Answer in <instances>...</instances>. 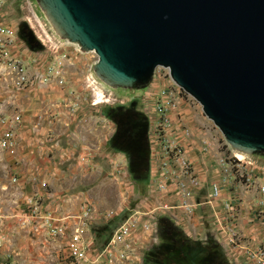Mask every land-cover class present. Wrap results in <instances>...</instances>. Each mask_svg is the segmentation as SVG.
I'll return each instance as SVG.
<instances>
[{"label":"rangeland","instance_id":"obj_1","mask_svg":"<svg viewBox=\"0 0 264 264\" xmlns=\"http://www.w3.org/2000/svg\"><path fill=\"white\" fill-rule=\"evenodd\" d=\"M48 17L38 0H6L0 9V19L17 31L23 25L32 30L35 40L28 42L20 37L24 48L29 49L28 53L35 55L44 63L59 59L66 80L63 86L43 85L26 91L25 94L16 90L9 91V98L16 103L19 100L22 102L20 105H12L13 108H7V111L19 112L24 118L22 119L24 138L18 135L15 155H10L0 147V219L5 215L11 216L8 222L12 223L13 264L69 262L65 240L49 237L46 232L36 230L33 224L23 228L18 221L19 214L27 210L26 196L35 193L41 196L40 202L44 213L75 212L89 200L95 206L96 214H105L108 210H113L117 215L122 214L101 230L99 245L110 237L114 227L129 213L153 211V214L157 215L166 214L167 220L152 219L153 230L144 235L147 239L140 263L165 264L172 256L166 254L167 251L175 246V243L171 242L172 238H180L178 243L181 244L186 237L179 218L171 215L178 214L173 211L185 212V209L161 208L164 204L178 205L177 200L169 201L164 197L170 191L159 189L158 182L159 178L163 179L160 168L163 165L162 150L166 143V134L177 133L182 129L181 123L173 120L171 125L165 126V118L167 116L171 118L173 114L183 115L182 122L185 121L188 125L183 113L184 106L187 107L185 112L194 122L192 126L201 130L202 137H207V141H200L196 150L200 153V148H203L207 153L205 157L207 163L200 159L205 168L213 162L217 164L218 158L223 154L228 155L231 152L239 154V149L227 142L220 129L203 112L201 104L188 96L189 93L172 79L167 68L157 67L147 84H136L130 88L113 87L103 81L94 70L99 58L97 53L85 50L78 43L64 37ZM41 24L53 38V42L48 40L42 42L38 39V36L43 34ZM94 76L98 78L95 79ZM99 88H104L107 92V100L95 104ZM170 101L175 102L176 107L169 106ZM130 114L140 115L141 120H145L142 126L149 130L151 151L149 157L142 153L136 157L132 154V147L122 146L115 141L119 121ZM1 125L3 124L0 122V127ZM177 126H180V129ZM190 136L191 134L188 138ZM23 149H26L28 155L21 152ZM243 153L246 160H253L258 168L264 170V153ZM147 163L153 168H150V173L144 168ZM221 173L228 185L227 188L237 186L240 195L249 201L248 204L244 203L245 206L252 211L261 227H264V213L260 211L257 214L256 210L264 208L260 192L245 190L238 179ZM211 179L209 177V181ZM42 181L46 182V186H42ZM229 181L231 182L228 183ZM103 222L96 220L92 227L100 226ZM172 222L179 226L176 225V229L172 227L168 234L167 228H171ZM209 229L213 230L211 226ZM202 234H192L197 238L191 235L187 238L198 246L215 248L223 254L229 264H244L240 247L233 248L225 244L213 231L208 240H205ZM22 235L31 243L30 251L20 256L17 253L15 238ZM259 242L264 240L260 239ZM164 245L169 248H165Z\"/></svg>","mask_w":264,"mask_h":264},{"label":"water","instance_id":"obj_2","mask_svg":"<svg viewBox=\"0 0 264 264\" xmlns=\"http://www.w3.org/2000/svg\"><path fill=\"white\" fill-rule=\"evenodd\" d=\"M38 2L64 37L97 53L103 81L130 88L168 67L230 145L264 153V0Z\"/></svg>","mask_w":264,"mask_h":264},{"label":"built area","instance_id":"obj_3","mask_svg":"<svg viewBox=\"0 0 264 264\" xmlns=\"http://www.w3.org/2000/svg\"><path fill=\"white\" fill-rule=\"evenodd\" d=\"M5 1L0 0V9L5 5ZM41 29L43 34L39 35L38 39L42 42L44 40L53 42V38L42 24ZM20 37L17 29L0 19V81L5 83L9 89L18 92L31 91L43 85H65V75L62 66L59 64V59L46 63L39 61L35 55L28 53L29 49L24 48ZM165 68L170 74L169 68ZM105 94L107 95V92ZM188 96L197 101L192 95L188 94ZM96 97H98L97 93ZM105 98L107 100V96ZM168 105L176 107V103L173 101H170ZM20 121V113L0 117V122L4 125L0 133V147L10 155H15L17 152V126ZM171 122L172 119L167 116L164 125H171ZM181 128L183 135H178L176 132L165 133L166 143L162 150L163 165L160 168V175L163 179L160 180L159 178L158 186L165 192L170 191L172 187L173 192L178 196V205L164 204L161 206L162 209L184 208L185 212L190 213L196 205L195 190L199 187L200 180L184 145L185 138L190 135V131L185 124H181ZM217 164L226 176H232L235 180L238 179L245 190L260 192L264 205L263 168H258L251 159L246 160L245 154L240 157L234 152L228 155L223 154L218 158ZM41 184L46 186L45 181H42ZM221 192V182H213L211 193L208 194L206 202L211 204L212 201L221 197ZM40 198L41 196L36 193L26 196L27 210L19 214L18 221L23 228L33 224L36 230L46 232L49 237L65 240L68 250V264L141 263L147 239L144 235L153 230L157 215L153 214V211L129 213L114 227L110 237L99 245L100 237L97 229L111 222L119 214L117 215L113 210H108L105 214H96V208L89 200L85 201L81 209L75 212L56 214L49 211L44 213ZM242 201V197L236 194L224 202L225 214H227L225 220L227 222H234L232 224L235 225V219L242 209ZM256 210L257 214L260 211L264 213V208L263 210ZM10 217V215H5L3 219H0V263L2 262V264H13L14 253L11 250L13 233L11 223L8 222ZM96 220H103L104 222L100 226L92 227ZM221 224H223V220ZM232 224L231 226L226 223L222 225L226 233L227 243L233 248L240 247L243 252L244 264H264V242H252Z\"/></svg>","mask_w":264,"mask_h":264},{"label":"crops","instance_id":"obj_4","mask_svg":"<svg viewBox=\"0 0 264 264\" xmlns=\"http://www.w3.org/2000/svg\"><path fill=\"white\" fill-rule=\"evenodd\" d=\"M9 91H12L11 89H9L5 83H3L2 81H0V117L2 116H8V115H13L15 113H19V112H14L13 110L7 111V108L12 107V105H20V102L22 101H17V103L15 102V100L9 98ZM22 93H26V92H22ZM4 94V95H3ZM9 96V97H8ZM96 104V103H95ZM13 108V107H12ZM183 113L186 116L187 119V124H185L186 122L184 121V123L182 122L184 117L183 115H174L171 116L173 122H180L182 125L185 124V126L187 127V129H189L190 131V138L186 137L185 141H184V145L185 148L187 150V154L189 156V158L191 159V161L194 163L195 169L197 171V175L198 178L200 180V186L198 188H196L195 190V194L197 199H199V201H197L196 197L194 198L196 205L194 207V212H183L182 210H176L173 211V213H178V214H171L175 217L179 218V221L181 223V228L183 229L184 233L186 234V239L189 242H192V240H189L187 237L189 235H191L193 238H197L196 236H193L192 234H197L200 233L202 234V232L204 231H208L209 233H203L202 237L206 238L205 240H208L210 237V233H213L218 235V238L223 239L222 241L225 242V244L229 245V243H227V237H226V233L224 231V229L222 228L223 224H227L228 226H231L232 223L234 222H227L225 220V209H224V202L227 201L230 196L232 195H240V191L237 189V186H235L234 188H227L228 185L226 184V182L223 180L224 177H222V171L219 167L218 164H216V162H213V164L209 166L208 168L204 167V164H202L200 159H204V162L207 163L205 160L207 157V153L203 151V148H200V153H197V146H199V144L201 143L200 141L206 140L207 137L203 136L202 137V132L199 129H196V126L193 127L192 123H194L191 118H189V114L187 112H185V110L187 109L186 106H184L183 108ZM21 114V113H20ZM23 115L21 114V121H20V125L18 124L17 126V134L21 137L24 138L23 136V132H24V124L22 125V119H24L22 117ZM189 123L191 125H189ZM178 129H180V126H177ZM190 127V128H189ZM2 128L3 125H1L0 127V133L2 132ZM183 130L180 129V131H177L176 134L178 135H183ZM201 139V140H200ZM207 141V140H206ZM26 149L21 150L22 153H24L25 155H28V153H26L25 151ZM200 157V158H199ZM208 159H210V157H208ZM213 161V160H212ZM147 169V165L144 167ZM152 166L149 167V173L151 172ZM153 169V168H152ZM220 170V172H219ZM209 177L212 178L209 181ZM220 181L221 182V188H222V192H221V197L212 201L211 204L207 203L206 200H202L204 198H208V194L211 193V189H212V183L213 182H217ZM231 181H229L228 183H230ZM28 188H26L27 190ZM169 193V192H168ZM241 196V195H240ZM165 198H167L169 201H176L178 199V196L175 192H173V188H170V193L167 194L166 196H164ZM243 201H242V209L240 214L238 215V217L235 219V225L236 228H238L239 230H241L246 237H248L252 242L257 243L260 241V239L264 240V227H261V223L256 219L255 215L252 213V211L250 209H248L244 203H247L249 201L245 200L246 198L241 196ZM173 209H177V208H173ZM209 209V210H208ZM214 212H213V210ZM204 210V211H202ZM209 211V212H208ZM63 213V212H61ZM183 213V214H182ZM186 213V214H184ZM195 213V214H194ZM209 213V214H206ZM122 214H119L118 216H120ZM117 216V217H118ZM116 217V219H117ZM167 215L165 214H159L156 216L157 220L158 219H168L166 218ZM223 220V224H221V221ZM11 223V221H10ZM12 225V223H11ZM171 225V229L172 227H174L175 229L177 228V226L179 225H175L173 222ZM211 226V228L213 230H210L209 227ZM209 229V230H208ZM216 231V233H215ZM181 236H183V234H180ZM191 237V238H192ZM214 237V236H213ZM39 239V236L37 237ZM17 241V247H18V252L20 254V256L22 254H27L29 250V240L26 239L25 236H21L20 238L16 237L15 238ZM204 241V240H203ZM194 243V242H192ZM241 254L243 255L242 250L240 251ZM47 254V251H46ZM21 258V257H20ZM25 264V262L23 263ZM28 264V263H26Z\"/></svg>","mask_w":264,"mask_h":264},{"label":"flooded vegetation","instance_id":"obj_5","mask_svg":"<svg viewBox=\"0 0 264 264\" xmlns=\"http://www.w3.org/2000/svg\"><path fill=\"white\" fill-rule=\"evenodd\" d=\"M19 35L25 40L33 41L34 34L32 30L28 29L27 25H23L19 29ZM143 119V118H142ZM145 120H141V116L130 114L122 119L117 126V138L115 141L122 146H130L133 149V153L136 157L140 154L147 156L148 148L150 147L149 130L142 126ZM119 136V137H118ZM167 225L169 223H166ZM163 227V226H162ZM171 228H167V232L170 234ZM169 237V236H168ZM178 237L172 238L171 247L166 254L172 255L170 260L165 264H229L222 253H219L215 248L209 249L207 247L198 246L195 243L189 242L186 238L180 243ZM165 248H169L164 245ZM194 250V251H193Z\"/></svg>","mask_w":264,"mask_h":264},{"label":"bare ground","instance_id":"obj_6","mask_svg":"<svg viewBox=\"0 0 264 264\" xmlns=\"http://www.w3.org/2000/svg\"><path fill=\"white\" fill-rule=\"evenodd\" d=\"M48 18H50V16L48 17ZM50 20L53 22V24L55 25V27H57V25L55 24V22L52 20V18H50ZM57 30H58V32H60V34H62V32L60 31V29L57 27ZM63 35V34H62ZM96 72V71H95ZM97 73V72H96ZM99 76V75H98ZM95 77V76H94ZM98 77L96 76L95 77V79H97ZM101 78V77H100ZM98 81V80H97ZM97 100L95 101V103H98V102H102V101H105L106 99H103L105 96H106V94H105V90H104V88H99V90L97 91ZM243 152H245V151H243V150H240L239 149V156L240 157H243L244 156V153ZM194 251V250H193Z\"/></svg>","mask_w":264,"mask_h":264},{"label":"trees","instance_id":"obj_7","mask_svg":"<svg viewBox=\"0 0 264 264\" xmlns=\"http://www.w3.org/2000/svg\"><path fill=\"white\" fill-rule=\"evenodd\" d=\"M126 215H127V214H126ZM115 219H116V218H115ZM115 219H114V220H115ZM109 224H110V222H109ZM109 224H106V225H104V226L99 227V228L97 229L98 234L100 235L101 230H102L103 228L107 227Z\"/></svg>","mask_w":264,"mask_h":264}]
</instances>
